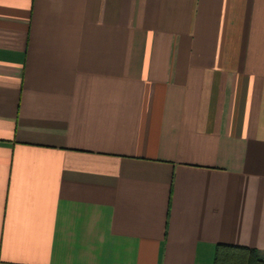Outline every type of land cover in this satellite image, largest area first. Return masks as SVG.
<instances>
[{
  "label": "crops",
  "instance_id": "1",
  "mask_svg": "<svg viewBox=\"0 0 264 264\" xmlns=\"http://www.w3.org/2000/svg\"><path fill=\"white\" fill-rule=\"evenodd\" d=\"M264 260V0H0V264Z\"/></svg>",
  "mask_w": 264,
  "mask_h": 264
},
{
  "label": "trees",
  "instance_id": "2",
  "mask_svg": "<svg viewBox=\"0 0 264 264\" xmlns=\"http://www.w3.org/2000/svg\"><path fill=\"white\" fill-rule=\"evenodd\" d=\"M213 264H264L254 250L234 245L218 244Z\"/></svg>",
  "mask_w": 264,
  "mask_h": 264
}]
</instances>
